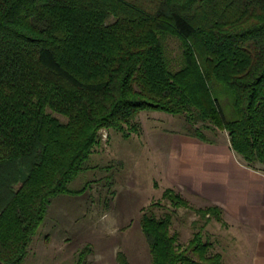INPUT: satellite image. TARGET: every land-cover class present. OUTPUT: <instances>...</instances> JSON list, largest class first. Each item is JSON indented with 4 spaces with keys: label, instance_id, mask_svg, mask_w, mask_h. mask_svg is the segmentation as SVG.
<instances>
[{
    "label": "trees",
    "instance_id": "1",
    "mask_svg": "<svg viewBox=\"0 0 264 264\" xmlns=\"http://www.w3.org/2000/svg\"><path fill=\"white\" fill-rule=\"evenodd\" d=\"M146 111L183 117L202 142L224 131L246 166H264V0H0V264H22L99 131L138 134ZM170 225L140 217L151 264H220L200 231L180 247Z\"/></svg>",
    "mask_w": 264,
    "mask_h": 264
},
{
    "label": "rangeland",
    "instance_id": "2",
    "mask_svg": "<svg viewBox=\"0 0 264 264\" xmlns=\"http://www.w3.org/2000/svg\"><path fill=\"white\" fill-rule=\"evenodd\" d=\"M134 122L139 133L126 139L111 129L99 131V144L68 186L73 192L50 200L22 264H72L85 246L89 253L84 264H118L117 252L129 264H151L139 226L147 208L157 217L171 215L169 232L176 235L180 247L200 231L202 242L210 244L208 253L221 256L220 264H250L252 240L245 227L230 222L223 213L218 220L206 221L199 209L210 205L162 171L172 140L184 137L183 117L146 111ZM203 133L215 142L228 140L224 131ZM253 169L264 173V166ZM165 188L173 189L185 204H169L162 198Z\"/></svg>",
    "mask_w": 264,
    "mask_h": 264
},
{
    "label": "crops",
    "instance_id": "3",
    "mask_svg": "<svg viewBox=\"0 0 264 264\" xmlns=\"http://www.w3.org/2000/svg\"><path fill=\"white\" fill-rule=\"evenodd\" d=\"M175 140L162 164L166 177L244 226L252 240L250 264H264V173L239 163L228 140Z\"/></svg>",
    "mask_w": 264,
    "mask_h": 264
}]
</instances>
